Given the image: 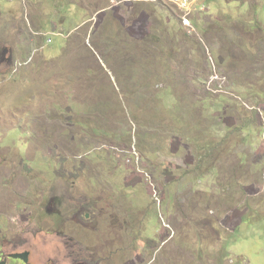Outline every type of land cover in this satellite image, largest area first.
Segmentation results:
<instances>
[{
  "label": "rangeland",
  "instance_id": "obj_1",
  "mask_svg": "<svg viewBox=\"0 0 264 264\" xmlns=\"http://www.w3.org/2000/svg\"><path fill=\"white\" fill-rule=\"evenodd\" d=\"M68 2L46 55H0V257L29 253L0 264H264V0Z\"/></svg>",
  "mask_w": 264,
  "mask_h": 264
},
{
  "label": "crops",
  "instance_id": "obj_2",
  "mask_svg": "<svg viewBox=\"0 0 264 264\" xmlns=\"http://www.w3.org/2000/svg\"><path fill=\"white\" fill-rule=\"evenodd\" d=\"M55 5L56 6L53 7L52 2L50 0H45L42 6H37V9H39L41 12L36 13L35 10H33L34 11L33 20L32 21L30 20L29 22L30 28H28V31L23 30L19 26V24L12 27L10 24L11 23L10 20L9 22L0 24L1 27L5 28L4 31H0V34H2L3 32L5 36L4 46L7 48V50L4 51V55H26L25 54L26 52H28V55H30L32 49H36V55H46L43 52V45H42L44 43L42 37L43 28L46 25H50L51 23L50 21H52L53 24L57 27H64L65 26L64 22L68 20V18L71 15L77 14V6L74 2L69 3L68 0H56ZM26 11L29 12L28 9ZM42 12L44 14H42ZM58 12L60 13L59 17L57 18L58 22L53 18L52 20L50 19L49 21L47 20L46 18L47 15L50 14L55 15L58 14ZM102 12L103 11L94 12L88 18L79 17V19L76 21L75 26H71L72 29L69 31V33L71 32V34L70 35L69 33L67 34L69 36H68V40L66 41L70 44L68 45L69 47L67 46L69 54H73L76 52L75 43L72 41L75 35H81L86 43L88 44L90 43L91 36L94 34L96 30H98L99 28L101 29L102 27L100 26V22H98V15H100V13ZM135 21L136 20H134L133 22ZM87 24H90L88 26L89 28L86 27ZM10 41L12 42L11 44ZM63 52H64V48H63ZM81 54L87 55L85 51H83ZM67 119L68 122L70 123L68 124L70 128V134L74 132L71 135V138L73 140H76L77 134H76V130H73V126H75V124L73 123V119L68 117ZM219 218H220V222L226 228L234 229L236 227V224H234V226H228L225 220V216ZM209 227L218 228L213 223V221L212 220L210 221L209 217H207L205 218V224L202 229L205 230Z\"/></svg>",
  "mask_w": 264,
  "mask_h": 264
},
{
  "label": "clouds",
  "instance_id": "obj_3",
  "mask_svg": "<svg viewBox=\"0 0 264 264\" xmlns=\"http://www.w3.org/2000/svg\"><path fill=\"white\" fill-rule=\"evenodd\" d=\"M23 1H25V0H23ZM177 2H182V0H176V3ZM4 51H5V49L3 48V49H1V52H0V55H4ZM64 128V127H63ZM67 135H68V139L72 142V141H74L72 138H71V135L72 134H70V130H69V133H66ZM65 134V135H66ZM86 215L87 216H89V212L87 211L86 212ZM210 229H211V227H209ZM197 232H199L201 235H202V231L201 230H198ZM201 237L197 234V236L195 237V239L194 240H199ZM205 240V238L203 237V235H202V240L201 241H204ZM15 253H22V252H15ZM10 254H12V253H10ZM8 255V256H6V258L7 257H10V258H13V259H18V260H21V259H23V258H20V257H13V256H11V255ZM22 261V260H21ZM23 262V261H22ZM247 261H245V262H243L242 261V263L241 264H245Z\"/></svg>",
  "mask_w": 264,
  "mask_h": 264
},
{
  "label": "water",
  "instance_id": "obj_4",
  "mask_svg": "<svg viewBox=\"0 0 264 264\" xmlns=\"http://www.w3.org/2000/svg\"><path fill=\"white\" fill-rule=\"evenodd\" d=\"M28 254H29L28 252H25V253H12L10 255L13 256V257L23 258L25 261H27L28 260Z\"/></svg>",
  "mask_w": 264,
  "mask_h": 264
},
{
  "label": "flooded vegetation",
  "instance_id": "obj_5",
  "mask_svg": "<svg viewBox=\"0 0 264 264\" xmlns=\"http://www.w3.org/2000/svg\"><path fill=\"white\" fill-rule=\"evenodd\" d=\"M3 258H6V256H2ZM2 257H0V261H2V262H6V260H3V258ZM8 258V257H7Z\"/></svg>",
  "mask_w": 264,
  "mask_h": 264
},
{
  "label": "built area",
  "instance_id": "obj_6",
  "mask_svg": "<svg viewBox=\"0 0 264 264\" xmlns=\"http://www.w3.org/2000/svg\"><path fill=\"white\" fill-rule=\"evenodd\" d=\"M187 2H188V0H182V4H183V5H186Z\"/></svg>",
  "mask_w": 264,
  "mask_h": 264
}]
</instances>
